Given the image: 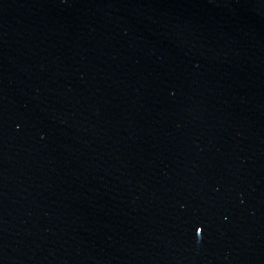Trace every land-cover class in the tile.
Wrapping results in <instances>:
<instances>
[{"label":"water","instance_id":"1","mask_svg":"<svg viewBox=\"0 0 264 264\" xmlns=\"http://www.w3.org/2000/svg\"><path fill=\"white\" fill-rule=\"evenodd\" d=\"M0 264H264V0H0Z\"/></svg>","mask_w":264,"mask_h":264}]
</instances>
